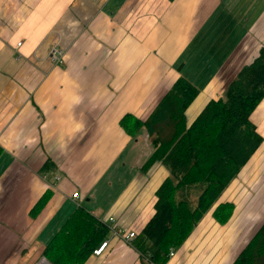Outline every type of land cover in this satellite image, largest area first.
<instances>
[{
    "label": "crops",
    "instance_id": "crops-1",
    "mask_svg": "<svg viewBox=\"0 0 264 264\" xmlns=\"http://www.w3.org/2000/svg\"><path fill=\"white\" fill-rule=\"evenodd\" d=\"M262 47L264 0H0V264H38L78 210L108 229L93 251L109 242L82 264H157L121 234L152 218L169 171L142 168L147 134L120 120L148 119L183 76L199 90L190 125ZM251 119L264 138V98ZM260 153L264 141L165 264L234 262L264 221Z\"/></svg>",
    "mask_w": 264,
    "mask_h": 264
},
{
    "label": "trees",
    "instance_id": "trees-1",
    "mask_svg": "<svg viewBox=\"0 0 264 264\" xmlns=\"http://www.w3.org/2000/svg\"><path fill=\"white\" fill-rule=\"evenodd\" d=\"M198 93L181 76L148 119L126 114L120 120L128 134L135 137L145 130L148 136L152 152L142 168L159 161L169 171L156 193L155 214L133 240L140 255L157 264H165L171 249L187 239L264 141L251 119L264 98V47L227 83L222 96L210 100L188 125L185 112ZM234 208L233 203H220L214 216L226 223ZM70 232L65 241L45 248L44 256L52 264H82L94 252L96 238L108 229L78 210ZM232 264H264V221Z\"/></svg>",
    "mask_w": 264,
    "mask_h": 264
},
{
    "label": "built area",
    "instance_id": "built-area-1",
    "mask_svg": "<svg viewBox=\"0 0 264 264\" xmlns=\"http://www.w3.org/2000/svg\"><path fill=\"white\" fill-rule=\"evenodd\" d=\"M63 56H64V51L63 49L59 46V45H55L51 50H50V57L51 60L55 63V64H61L63 62ZM60 178V176H55V179L58 180ZM80 197L79 193L75 192L74 193V198L78 199ZM113 221V219H111ZM116 234H119L118 231H115ZM122 237L128 241V242H132L134 240V238H136L137 234L133 231H130L128 233H122L121 234ZM108 241H104L102 243V245L96 249L94 251L95 255H100L102 253V251L107 247L108 245ZM174 255V250L171 249L169 256H173Z\"/></svg>",
    "mask_w": 264,
    "mask_h": 264
},
{
    "label": "rangeland",
    "instance_id": "rangeland-1",
    "mask_svg": "<svg viewBox=\"0 0 264 264\" xmlns=\"http://www.w3.org/2000/svg\"><path fill=\"white\" fill-rule=\"evenodd\" d=\"M235 59V58H234ZM234 60H232V62H233ZM231 62V63H232ZM229 68V67H228ZM227 69V68H226ZM224 76V78H226V76H227V74H224L223 75ZM137 136V135H136ZM148 137V136H147ZM262 153V152H261ZM259 154L258 155V157H259V159H258V161H255V162H257V169H258V172H260V174L262 173V175L264 176V153L263 154ZM250 167V166H249ZM196 195H197V192L196 191H194V192H192V198H196ZM263 211H264V201H263ZM42 261H46V262H48L49 264H52L49 260H47L46 259V257L44 256L42 259H40V261L38 262V264H42Z\"/></svg>",
    "mask_w": 264,
    "mask_h": 264
},
{
    "label": "bare ground",
    "instance_id": "bare-ground-1",
    "mask_svg": "<svg viewBox=\"0 0 264 264\" xmlns=\"http://www.w3.org/2000/svg\"><path fill=\"white\" fill-rule=\"evenodd\" d=\"M45 264H48L47 262H45Z\"/></svg>",
    "mask_w": 264,
    "mask_h": 264
}]
</instances>
